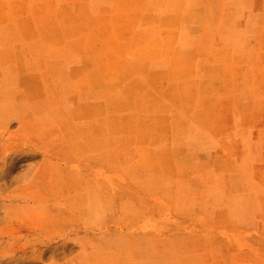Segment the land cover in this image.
Returning a JSON list of instances; mask_svg holds the SVG:
<instances>
[{
    "label": "rangeland",
    "instance_id": "obj_1",
    "mask_svg": "<svg viewBox=\"0 0 264 264\" xmlns=\"http://www.w3.org/2000/svg\"><path fill=\"white\" fill-rule=\"evenodd\" d=\"M95 5L0 0V264H264V12L176 73Z\"/></svg>",
    "mask_w": 264,
    "mask_h": 264
},
{
    "label": "crops",
    "instance_id": "obj_2",
    "mask_svg": "<svg viewBox=\"0 0 264 264\" xmlns=\"http://www.w3.org/2000/svg\"><path fill=\"white\" fill-rule=\"evenodd\" d=\"M94 1L97 8L134 10L138 40L144 45V32H151L152 40L151 51L141 53L137 61L148 69L167 63L159 70L176 73L235 71L230 57L241 53L235 48L246 38L241 27L255 24L257 11L264 12V0H112V5Z\"/></svg>",
    "mask_w": 264,
    "mask_h": 264
}]
</instances>
